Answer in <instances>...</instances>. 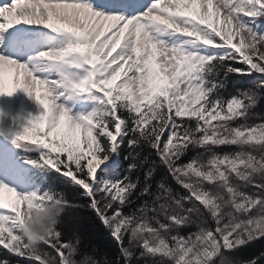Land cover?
I'll return each instance as SVG.
<instances>
[{
	"label": "snow or ice",
	"instance_id": "snow-or-ice-1",
	"mask_svg": "<svg viewBox=\"0 0 264 264\" xmlns=\"http://www.w3.org/2000/svg\"><path fill=\"white\" fill-rule=\"evenodd\" d=\"M44 30L65 40L6 54ZM21 90L40 111L0 131V173L37 186L0 180V264H264V0H0V101ZM49 174L83 191L69 199ZM84 208L119 255L63 219Z\"/></svg>",
	"mask_w": 264,
	"mask_h": 264
},
{
	"label": "trees",
	"instance_id": "trees-1",
	"mask_svg": "<svg viewBox=\"0 0 264 264\" xmlns=\"http://www.w3.org/2000/svg\"><path fill=\"white\" fill-rule=\"evenodd\" d=\"M232 80H238L241 83L237 84V87H242V86H247L249 83L244 81L243 76H236L233 75L230 77ZM234 94V91H233ZM261 112H264V100L259 104L257 107ZM224 149H221L223 151ZM146 152L149 151L148 149L145 150ZM193 152H189V154L182 159L186 160L190 158L191 155H193ZM153 159H158L155 155H153ZM124 168L127 167V163L123 166ZM166 170L161 169L157 173V178H159L160 175L164 174ZM124 172L121 170L120 175H123ZM41 175V174H40ZM170 182H171V178ZM55 184L58 188L64 189L69 196V199H71L74 195L77 193L82 192L83 190L79 188L78 186L71 185L69 181H67V178L60 177L59 174H49L48 175V184ZM47 186V185H45ZM173 187L179 189L178 185H175L173 182ZM87 197H81L80 198V203H86ZM59 211V201L55 204H51L48 206V208H44L41 213V219L49 216L50 212L51 213H56ZM76 215L79 216L80 219L77 221H72L73 224H78L80 227V230L86 235L91 238H93L94 243H98L101 247V249H105L109 255V257H115L116 255H119V249L117 248L115 241L112 240L110 233L108 232L107 229L104 228V226L101 224L100 220L98 217L95 216V213L89 209V208H84L77 210L76 212H73L72 210H69V212L63 217L64 220H69V216ZM71 235L69 232L68 235L64 237L65 240L68 239V237ZM88 241L86 240L85 243ZM83 244L81 247L83 248ZM262 246L260 244H256L252 248L248 249L246 252V255H253V254H258L261 251ZM88 251H91V248L89 247ZM137 254H139V250H137ZM97 258L100 256L104 255V252H98L94 253ZM79 259V257H77ZM20 264H35L34 261H24L21 260ZM121 264H123V261H121ZM132 264H154L153 260L151 257H145L140 260H133Z\"/></svg>",
	"mask_w": 264,
	"mask_h": 264
},
{
	"label": "rangeland",
	"instance_id": "rangeland-1",
	"mask_svg": "<svg viewBox=\"0 0 264 264\" xmlns=\"http://www.w3.org/2000/svg\"><path fill=\"white\" fill-rule=\"evenodd\" d=\"M48 35L52 36V38H50V40H54V42H56V44L59 46V44H61L65 39L63 38H58L54 33H47ZM256 74L254 73L253 76H255ZM244 78V81L249 83L253 77H248V76H243ZM28 101L29 103L23 105L22 107L20 106L21 104L20 103H11V102H8V106H7V116H6V119H5V122L8 123V125L14 127V126H18L19 123H23V122H26L29 114H38V107H34L33 104V100L32 99H29L28 98ZM263 100L260 101V103L262 102ZM84 104H85V110L83 111V113H86L90 110L93 109L92 107V103L88 100H84L82 101ZM12 105H16L15 107V114L12 116V113H11V106ZM78 110V106L77 104L75 105V112H77ZM255 111L257 112H261L258 108L254 109ZM82 113V112H81ZM12 117H16V120L15 122H13L12 120ZM3 151L5 153V155H9L8 152H9V147L7 145H4L3 147ZM12 177L14 178H10L8 179V182H10L13 186H17L18 190L20 191H30V189L24 185L23 183L21 184V182L19 181V178L15 175H13ZM19 186V187H18ZM36 209L35 211H32L31 214L28 216V220L29 221H34L37 225V227H39V222L41 220L40 218V213L42 211V207L41 205H37L36 206ZM51 264H54V261L51 262Z\"/></svg>",
	"mask_w": 264,
	"mask_h": 264
},
{
	"label": "bare ground",
	"instance_id": "bare-ground-1",
	"mask_svg": "<svg viewBox=\"0 0 264 264\" xmlns=\"http://www.w3.org/2000/svg\"><path fill=\"white\" fill-rule=\"evenodd\" d=\"M167 40H170V42H179V41H183L186 38L180 35H176V36H168L166 38ZM42 42H44V40H42ZM39 68L43 69L45 67L44 64H39L37 65ZM17 96H22V90L20 92H18ZM24 98H28L27 96H25Z\"/></svg>",
	"mask_w": 264,
	"mask_h": 264
}]
</instances>
